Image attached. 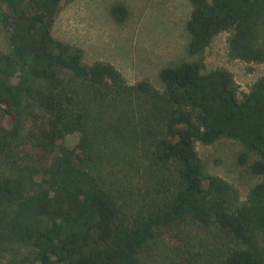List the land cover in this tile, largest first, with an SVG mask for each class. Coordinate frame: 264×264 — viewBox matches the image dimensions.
Returning <instances> with one entry per match:
<instances>
[{"label": "trees", "instance_id": "16d2710c", "mask_svg": "<svg viewBox=\"0 0 264 264\" xmlns=\"http://www.w3.org/2000/svg\"><path fill=\"white\" fill-rule=\"evenodd\" d=\"M68 1L0 0V264H264V76L239 96L204 63L228 33L229 60L264 64V0H189L194 60L161 90L56 39ZM223 138L263 177L244 199L202 169L197 144Z\"/></svg>", "mask_w": 264, "mask_h": 264}, {"label": "rangeland", "instance_id": "374dc122", "mask_svg": "<svg viewBox=\"0 0 264 264\" xmlns=\"http://www.w3.org/2000/svg\"><path fill=\"white\" fill-rule=\"evenodd\" d=\"M125 5L128 19L117 24L110 7ZM191 12L189 0H75L63 2L53 26V36L83 49L85 63L104 61L115 66L128 83L145 79L161 90L160 71L184 61L194 60L187 53L185 25ZM228 33L217 35L204 52L205 71L228 70L238 85L239 96L264 76V64H245L229 60L226 49ZM0 51H8L7 36L0 24ZM68 143L76 138L68 137ZM242 146L229 139L211 145L197 144L204 173L228 181L244 196L263 180L250 166L256 157L250 154L241 165Z\"/></svg>", "mask_w": 264, "mask_h": 264}]
</instances>
